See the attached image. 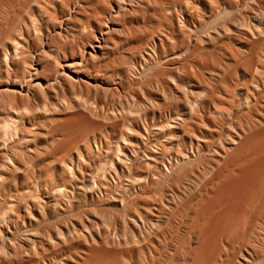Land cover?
I'll return each mask as SVG.
<instances>
[{"label":"bare ground","instance_id":"6f19581e","mask_svg":"<svg viewBox=\"0 0 264 264\" xmlns=\"http://www.w3.org/2000/svg\"><path fill=\"white\" fill-rule=\"evenodd\" d=\"M142 1L111 4L96 26H89L86 44L67 53L56 45L74 33L88 0H0V190L20 171L35 179L31 186L15 190L6 201L8 210L0 215V252L24 253L19 264L42 257L46 248L73 245L80 250L39 264H69L67 259L79 264H264V103L260 107L257 102L260 82L249 83L253 64L244 51L250 38L264 32L263 19L245 15V30L239 32L248 42L240 46L244 50L229 48L226 56L200 70L198 85L184 87L177 81L184 102L168 112L157 107L151 121L141 117L138 108L98 109L91 102L54 96L65 86L99 90L103 86L99 80L113 82L92 74L101 72L114 25L126 13L122 8L135 9ZM261 1L253 7L257 13H262ZM56 3L62 12L52 8ZM234 4L231 1L229 7ZM46 15L52 26H44ZM234 27L221 23L223 32L239 31ZM145 52L150 54L146 48ZM241 63L244 77H235ZM137 66L132 61L128 76H120L119 82L140 77ZM226 78L230 82L222 86ZM169 93L176 97L175 90ZM39 97L53 125L45 146L35 143ZM147 101L152 105L151 99ZM108 128L118 131L115 141L107 135L98 138L97 132ZM22 139L27 148L19 143ZM64 141L70 146L54 157ZM42 154L48 159L49 178L44 180L37 175ZM154 188L158 190L150 198ZM106 202L120 206L108 214L119 221V233L100 222L106 217ZM47 221L51 224L44 225ZM20 232L23 236H18Z\"/></svg>","mask_w":264,"mask_h":264},{"label":"rangeland","instance_id":"374dc122","mask_svg":"<svg viewBox=\"0 0 264 264\" xmlns=\"http://www.w3.org/2000/svg\"><path fill=\"white\" fill-rule=\"evenodd\" d=\"M110 1L88 0L85 11L79 15V19L74 23L75 24L73 26L74 33L68 39H62L60 43H57L56 48L64 47L66 52L70 53L75 48L74 46H78V45L83 46L84 44H86L85 34L87 33V30L90 28L89 26L91 25L96 26L99 18L98 16H101L103 13L108 12V8L111 6V4H114L117 0H110ZM231 1L232 2L234 1L235 4L230 8L229 4H231ZM258 2H260V0H255V2L254 0H240V1L239 0H216V1L215 0H143L139 5L135 7V9L132 10L127 9L128 10L127 11V10H123L126 9L123 7L122 12H126V13L122 15L120 19H117L116 21L117 24L114 25L115 29L112 32L109 45L106 47L105 56L102 58L100 63L101 72L96 73L97 75L94 73L92 74L95 75V77L97 78L100 77L103 79L111 80L113 82L107 83L104 80H99L98 82L100 84L102 83L101 85H103L102 88L99 90H96L95 88L94 89L90 88V90L86 88L74 89L71 88L70 86H65L64 89H61L59 91L57 96L55 94L54 96L55 98L57 99L59 98L60 100H63V98L67 96L73 99H78L82 101L84 100L88 103L91 102L90 105L94 106L95 104V107L97 105L98 109L116 108L117 110H120L121 106H125L124 107L125 110L129 112V110H132L133 108H138L136 112L141 117L146 116V118L149 121H151L155 119L157 116L158 113L156 111L157 107L164 106L163 109L167 110L166 112H168L170 108L176 107L178 104H182L184 102V97L181 93V90H179L178 87H176L177 81L180 82L181 85L184 87L193 84L198 85L200 83V80L197 74L199 73L200 70L212 64L214 65L218 60V58L226 56L228 54L229 48L244 50V49H240V46L246 45L248 42L246 41L247 39L244 35L239 34V32L245 30V26L243 25V17L245 15H249L250 18L256 17L264 20V14H263L264 0H262L260 3V5L263 6L262 13H257V10L253 9V7L258 8V4H259ZM31 4L34 3L31 2ZM127 6L129 7V5L126 4V7ZM52 8L56 9V11L58 12H62V5L60 3H56L52 5ZM203 13L205 14L203 15ZM110 17L111 15H108V19ZM224 21L228 22L233 27L235 26L234 28L238 29L239 31L236 32L221 31V23ZM43 23L44 26H52L53 21L51 16L49 15L44 16ZM194 24L196 25V27ZM203 24H206V26L204 25V27L206 28L201 26ZM124 26L127 27L128 29L125 28ZM181 26L183 27V29ZM198 28L201 29L198 30ZM198 31H201L202 33L200 32L199 34ZM263 35L264 32H262L260 35H256L254 38L253 37L250 38L249 49L244 50L246 51L245 53L250 54L249 57L251 59L249 58V61L253 64V67L249 69V83L253 85L256 84L255 81H258L261 84L260 90L257 91V102L259 103L260 107H262V104L264 103V36ZM168 38H170L171 40ZM188 43H190V46ZM257 45H259L258 46L259 49ZM145 48L147 49V51L150 52V54L145 52ZM255 48L257 50V53L251 54V52L256 51ZM187 50L190 51L189 54L185 56V54L188 53ZM191 50H193L194 52ZM179 51L180 52L182 51L184 53L182 52L180 53ZM255 54H257L258 56L257 59L255 58V56H253ZM150 55L152 56V58ZM251 56L254 57V59ZM145 57L146 60L144 59ZM181 57H183L184 59ZM171 59L173 60L171 61ZM134 60L137 61L138 63L137 69H139V71L137 75L140 77L136 76V78L133 79V77L131 76L132 78L129 77L130 79L129 81L125 80V82L120 83L119 79L122 78L120 76L122 75L128 76L127 67ZM139 61L142 62L139 63ZM159 64L161 67L159 66ZM244 69L245 67L241 63L239 65L238 74L234 76L237 77L238 75V77L243 78L245 71ZM192 70L195 71L193 72ZM168 76H170L171 78ZM116 79L117 81L114 82V80ZM133 81L134 83L132 84ZM157 81L159 82L157 83ZM150 82L151 84H149ZM227 82H230L228 78H226L223 81L222 86H224ZM148 85L151 86V88H148ZM103 87H105L106 89ZM117 89H119L118 90L119 92L117 91ZM107 90L108 91L110 90L109 94ZM169 90H173V91L175 90V92L177 93L176 97L172 96L169 93ZM96 91H98V93H96ZM113 91L115 93H113ZM142 91L144 92L143 94L145 95L146 99L144 98ZM110 92L115 94L114 96H121V95L122 96L115 97L114 100V96H112L113 94H111ZM120 93L122 94L120 95ZM77 95L79 96V98ZM106 95H108L109 97ZM131 96H133V99L134 100L136 99L138 103L143 104V106L146 105L147 107L146 108H143V106L135 107L133 103L137 101H133ZM120 98L123 99V101ZM117 99H120L119 100L120 102H118ZM149 99L152 100V105H151V101L149 102L147 101ZM101 104H103L104 108L102 107ZM115 104L117 105L115 106ZM36 105H37L36 108H39V111H37L36 118L34 120L35 123L34 129L39 132V136L38 139L35 141V143L45 146L50 142L51 139L49 135L50 130L48 129L52 128L53 125L50 124L48 116L45 114V111H43L44 110L43 97H39L37 99ZM99 105L101 106V108ZM95 120L101 122L99 118ZM132 120H134L133 122H135L137 120V117H134ZM129 121L130 120L127 119V122ZM138 121H142V119H138ZM104 135H107L110 139H112V141H115V139L117 138L116 136L118 135V131L115 128H108V129H101L97 132L98 138ZM26 138L27 137H25V139ZM25 139L20 140L19 143L23 147L27 148L28 145H26V142H24ZM64 142H63L64 148L58 150L55 153L54 157H60L62 154H64L65 148L66 147L68 148L70 146L69 142L67 141ZM48 150L50 151L51 149H47L46 152H48ZM39 160L40 161H38L37 175L44 180L46 178H49L48 171L45 168V164L47 163L48 159L47 157L44 156V154H42ZM53 174L56 176V181H59L60 177L58 171H54ZM34 182L35 179H32L31 177H25V175L21 171L17 174V177L9 178L7 183L5 184V187L2 190H0V196L3 198V200L0 201V215L4 213L6 210H8L6 201L11 199V195L15 193L16 189L22 188L26 185L31 186ZM89 190H91V187H89ZM157 190L158 188H154L150 191V198L151 196H154ZM105 205L106 206H104V212L106 213V217H104V219H101L96 214L95 217L101 219L100 222L103 223L108 228L111 227V229H109L111 232L114 231L118 232L120 230L119 221L118 220H115V222L112 221L110 219V215H112V212H117L116 210L120 208V206H118L116 203L114 204V202H106ZM75 208L76 206L74 207V209ZM107 209L109 213L107 212ZM55 220H58V218H55ZM0 223H2V221ZM47 224L49 225L51 223L49 221L44 223V225ZM32 232H35V230H33ZM18 236H23L22 232H20ZM168 242L169 240L167 239L166 241L163 242V245L167 246ZM0 243H2V241H0ZM78 250H80V247L78 245H73L70 248L62 247L61 249L46 248L43 250L42 257L35 258L30 264H39V262L44 263L45 261L58 260L60 259L59 257L60 255H63L65 257L69 254L76 253V251ZM164 250H165L164 246L160 247L159 250L160 252L159 255L156 256V260H158L159 257H161L160 254L161 252H164ZM3 252H0L1 253L0 264H19L20 259L22 257H25V254L22 252L18 254L10 253L5 250ZM16 255H18L19 257L18 256L16 257ZM67 261L69 264H76V263L79 264L78 261L74 259L70 261L67 259ZM205 264H210V261L206 262Z\"/></svg>","mask_w":264,"mask_h":264}]
</instances>
